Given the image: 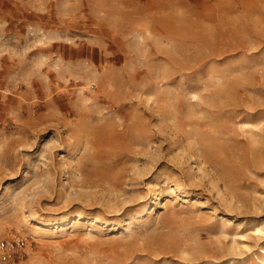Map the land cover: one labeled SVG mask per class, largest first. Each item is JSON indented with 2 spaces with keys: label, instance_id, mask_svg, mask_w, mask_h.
<instances>
[{
  "label": "rangeland",
  "instance_id": "obj_1",
  "mask_svg": "<svg viewBox=\"0 0 264 264\" xmlns=\"http://www.w3.org/2000/svg\"><path fill=\"white\" fill-rule=\"evenodd\" d=\"M22 264H264V0H0V240Z\"/></svg>",
  "mask_w": 264,
  "mask_h": 264
},
{
  "label": "built area",
  "instance_id": "obj_2",
  "mask_svg": "<svg viewBox=\"0 0 264 264\" xmlns=\"http://www.w3.org/2000/svg\"><path fill=\"white\" fill-rule=\"evenodd\" d=\"M28 238L14 236L0 240V264H22L29 256Z\"/></svg>",
  "mask_w": 264,
  "mask_h": 264
},
{
  "label": "bare ground",
  "instance_id": "obj_3",
  "mask_svg": "<svg viewBox=\"0 0 264 264\" xmlns=\"http://www.w3.org/2000/svg\"><path fill=\"white\" fill-rule=\"evenodd\" d=\"M24 263V262H23Z\"/></svg>",
  "mask_w": 264,
  "mask_h": 264
}]
</instances>
